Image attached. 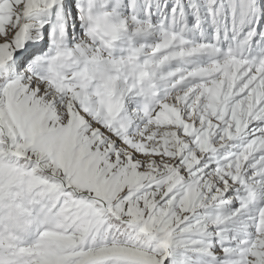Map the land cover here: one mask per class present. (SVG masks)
<instances>
[{"label":"snow or ice","instance_id":"snow-or-ice-1","mask_svg":"<svg viewBox=\"0 0 264 264\" xmlns=\"http://www.w3.org/2000/svg\"><path fill=\"white\" fill-rule=\"evenodd\" d=\"M0 264H264V0H0Z\"/></svg>","mask_w":264,"mask_h":264}]
</instances>
